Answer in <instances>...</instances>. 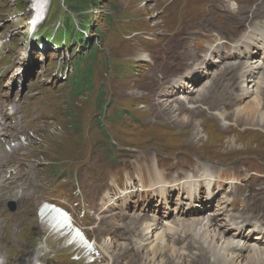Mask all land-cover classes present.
<instances>
[{
  "label": "rangeland",
  "instance_id": "rangeland-1",
  "mask_svg": "<svg viewBox=\"0 0 264 264\" xmlns=\"http://www.w3.org/2000/svg\"><path fill=\"white\" fill-rule=\"evenodd\" d=\"M94 1L97 2L96 9L93 12L95 17L91 15L88 18L92 22L89 24L88 34L84 32L83 36L85 42L87 40L89 43L98 45L97 54L101 57L104 52L103 55L110 63L108 67H99L95 71L93 78L96 86L100 82L104 85V100L106 107L109 108L107 113L112 115V112L113 114L116 111L124 113L131 110L149 125L146 129H135L133 128L134 125L126 127L120 121L114 125L109 124L110 132L118 136L120 144L127 146V150L130 152L140 150H143L140 152H144V150L156 149L164 153L165 156L175 155L178 165L180 161H185L189 162L191 167L196 163L206 161L216 162L218 165H226L241 156H256L264 160V128H261L260 125L258 127H249L243 126L241 123L229 124L226 120L223 123V120L213 114L215 108L221 109L220 106L227 111L232 108V105L228 103H233L232 98H226V101H220L219 98H215L216 90H222V86L215 84L213 86L214 91L207 95L208 97H204L205 104H201L196 109L182 105L183 102H171V99L175 98L172 96L170 98L168 95H162L163 98H156L154 96L157 92L156 88L164 84L161 78L160 82L158 80V71L153 68L151 72H148L142 64H134L135 61L138 62V60L142 59L140 58L142 55L140 48L134 45H124L121 41L123 37L114 32V30L111 31L107 22L103 21L100 13L101 10L109 12L112 16L111 22H114L112 28L114 26L117 27V25L118 27L126 25L127 22H132V19H135V22L148 31L177 32L179 29L185 28V18L180 17L182 18L180 22V18L178 19L177 14L174 13L173 20L175 21L172 23V18H170L172 0ZM208 1H203V3L207 2L204 5L203 13L211 0ZM0 3L8 4L7 9L2 12V22H0V26H5L6 28H10L14 23L15 16L23 14L21 13L23 10L25 13L29 6V0H1ZM219 4L225 10L228 2H219ZM90 6L91 4L86 7ZM91 8H94V6ZM255 10L253 13L257 14ZM69 13L71 12L66 7L64 0H52L48 18L50 17V22L54 23L52 26H56L58 21L65 19ZM238 13L240 16L244 14L242 10H239ZM75 15L77 16V14ZM77 18L83 20L84 17L77 16ZM46 24L47 21L45 27ZM16 29L19 30L20 27ZM136 34L137 32L133 33V36H136ZM62 35V32L58 33L56 36L57 40H60ZM125 59L133 62L134 72L139 74L138 77L136 75L131 78L117 76L120 72V61ZM142 76H145L146 81L142 79ZM231 82H234L233 78ZM196 84L189 88L190 93L184 94L192 96L193 90L199 86ZM233 86L234 84L229 87V91L227 89V95L233 93ZM187 89L185 87V90ZM96 91L97 89L95 88L88 99L85 96L78 99L73 104L71 111H68V107L66 109L60 100L58 105L63 112L62 115L46 122L37 130L35 136L26 138L17 144L6 140L0 141V167H3L5 158L12 151L22 150L24 152L23 155H26L25 167L21 170L22 178L0 189V219L2 230L4 229L3 233L1 230L3 235L2 243L0 241V264H89L87 262L88 258H78L75 253L78 250L82 254L85 253L89 256L91 252L95 253L97 251L100 253L97 245L105 238L127 243L122 250L126 256L121 257L118 261H113V264H126V262L128 264H138L140 260L139 251L136 249L128 253V248L130 247L127 248L128 245L133 244L129 242V239L137 237L135 231L138 230V226L134 230L120 231V225L127 221L129 214H139L145 218L138 210L135 211L130 208L127 212L128 215L123 219L118 216V210L104 213L106 215L109 213L113 214L107 216L108 219L101 227L97 223H91V218L81 220L80 223L84 227L87 236L94 240L93 250L81 249V247L71 245L68 240H65L61 232L52 230L46 217H41L38 214L39 211H37L40 201L50 197L43 190L50 181L47 173L41 167L43 161H53L52 165L54 167H61L72 160L76 162L82 157L84 159L90 157L92 147L87 146V137L82 138L80 144H78L79 141L76 135L69 132L71 120L67 116L70 115V112H75L76 118L80 119V125H83V130H86L97 117V108L93 103ZM64 99H66V96H64ZM161 100L164 102L170 101L171 104L165 105ZM214 103L217 104L216 107L213 106ZM173 104H175L176 110L172 109ZM110 105H112L111 108ZM229 121L231 122V120ZM14 167L15 165H8L5 170L6 174L9 175ZM101 176L102 174L98 177ZM78 177L82 180V173H79ZM230 185L229 182L226 183L223 191L227 192L230 189ZM11 203L15 204L13 212L8 209ZM232 206L238 208L239 202H234ZM145 208L143 206L142 211ZM231 208L229 209V214L233 213V211H230ZM72 210L76 221H78L80 217L79 210L77 211V208L74 207H72ZM164 210H166L164 206H161V208L155 206L153 210H148V214L161 215L164 214ZM170 217L171 215L168 218ZM99 228L102 231L98 230ZM122 229L125 228L122 227ZM120 234L123 236L119 237ZM57 235L60 237H57ZM225 236H231L230 232H226ZM252 241L256 240L252 239ZM194 245H198V243ZM191 246L188 243V246L186 245L184 248L188 249L189 253L193 251L200 253L201 250H206V247L202 245L197 249ZM234 252L237 251L234 250ZM160 256L166 257L167 253L162 252ZM185 257L187 258V256ZM103 260L105 264H108V259L103 258ZM208 261L212 263V260H208L204 256L203 258L198 256V260H191L189 264H209Z\"/></svg>",
  "mask_w": 264,
  "mask_h": 264
},
{
  "label": "bare ground",
  "instance_id": "bare-ground-1",
  "mask_svg": "<svg viewBox=\"0 0 264 264\" xmlns=\"http://www.w3.org/2000/svg\"><path fill=\"white\" fill-rule=\"evenodd\" d=\"M263 5L264 2L255 10L257 14L253 13L252 16L261 15L264 12ZM240 17L244 18L245 15L242 14ZM262 27H264L263 22L259 24L248 23L233 46L235 49H239V47L248 49L251 60L245 62H240V60H238V62H222L218 68L208 73L210 79L204 80L200 86L195 88L192 96L184 94L186 90L183 89L184 93L175 96V98L171 99V102H183L182 105H187L196 109L201 104H205L204 97L210 95V93L214 91L213 86L218 84V86H223V88L220 90L221 92L216 90L217 94L214 92L215 98H219L220 101H226L225 99L230 97L233 103L228 102L229 105H232L230 111L225 110L222 106H220L221 109L215 108L213 114L217 118L223 120V123L224 120H226L229 124L241 123L243 126L249 127H258L260 125L261 128H264V62L261 63L254 57L258 52V47L261 45L259 49H263L264 46V30H260ZM142 55L140 58L144 59ZM193 66L196 65L194 64ZM233 71L239 77L240 81L236 84L240 86L241 93L227 95V89L229 91L228 86L231 84L228 82L222 83L221 80L224 76L229 77L230 75L228 76V73ZM200 79V74L188 78L186 89L193 87ZM180 89H178V91ZM161 102L164 101L161 100ZM169 103L170 101L164 102L165 105ZM216 105L217 104L214 103L213 106L216 107ZM172 109L176 110L175 104H173ZM229 120H231V122ZM199 169L200 168H197L191 175L182 177L181 191L186 192L190 198L195 200H197L196 195L191 191L193 182L192 176L196 174L199 177L203 174L214 176L215 173L213 168L205 164L201 165L203 174L198 173ZM151 174L152 179H157L164 183L163 171L155 170ZM2 176L3 167H0V177ZM175 180L170 181V183L175 182ZM207 181L208 184H206V188L211 189V180L207 179ZM161 191L167 195L168 190L166 188L161 189ZM214 193H216V191H214ZM206 194L210 195V192L207 191ZM193 199L189 203L191 208L194 207ZM206 201L209 202V198ZM210 201L213 202V198H211ZM128 206H130V203L126 205V207ZM241 207L243 210L248 211L250 216L264 215V188L261 186L249 185ZM174 209L180 211L182 209V204L175 203ZM55 212L58 215V220L56 222L59 226H62L66 221L68 222V219L61 214L60 210L57 209ZM197 213L203 215L204 209H198ZM167 214H170V210ZM209 214H212L209 218L193 216L177 219H167L165 215L161 214L159 216L152 215V218L146 220L139 214H129L127 221H124L120 226L125 227V230L129 231L134 230L136 226H138V230L135 231L137 237L129 239V242L136 244V249L140 253L138 264H189L191 260H198V256H201V258L204 256L208 260H212V263L208 261L209 264H264V242H261L263 232H259L255 237L258 243L263 244L262 247L255 243H249L252 234L256 233L257 230H249L245 235L243 228H238L237 226L238 223L246 222L247 217L241 216V220L239 221L232 220L231 225L233 227H229L225 221H221L218 212L210 211ZM260 221L263 222V220ZM179 231H182V237L189 235V238L186 240L187 243L186 241L181 243L179 238L174 237ZM75 232L78 233L76 229ZM226 232H230L231 236H225ZM78 235V238H75V240L85 245V238L82 237L80 233H78ZM57 237L60 236L57 235ZM188 243L192 245L191 247L196 249L202 245L206 247V250L203 249L200 253L195 251L189 253L190 251L184 248V246H188ZM195 243H198V245H194ZM126 244L127 243L123 241L105 238L102 242L98 243L97 247L99 248L102 258H106L113 262L126 256L125 252L123 253L122 251ZM130 245H128L127 248L130 247ZM130 248H128L129 251H134ZM234 250L237 252H234ZM162 252L167 253V256L161 257L160 254ZM91 254L94 255L95 253L91 252ZM185 256H187V258ZM126 264L128 263L126 262Z\"/></svg>",
  "mask_w": 264,
  "mask_h": 264
},
{
  "label": "trees",
  "instance_id": "trees-1",
  "mask_svg": "<svg viewBox=\"0 0 264 264\" xmlns=\"http://www.w3.org/2000/svg\"><path fill=\"white\" fill-rule=\"evenodd\" d=\"M90 0H73V2L70 4L71 8L75 11H82L83 10V6H88V4L90 3ZM87 4V5H86ZM91 74L88 71L87 74V81H86V86H82L80 85L78 87V89L75 92V94H70L68 99L65 100L64 105L67 109L68 107V111H71L73 109V104H75L76 101H78V99H80L81 97L85 98L88 96L89 93H91L93 91L94 86L91 84ZM86 94V95H85ZM95 106L97 108V118L95 120V123H97L98 125H101L100 127H103V119L107 118L109 121H111L112 123H116L115 122V118L111 115V116H106V111L107 108L105 109V100H104V93H103V85L99 84L98 90H97V95H96V100H95ZM106 116V117H105ZM67 118H69L71 120V122L69 123L70 126V133H74L76 135L77 138V134L79 133L80 129H81V125H80V119L76 118V114L75 112H70V115L67 116Z\"/></svg>",
  "mask_w": 264,
  "mask_h": 264
}]
</instances>
